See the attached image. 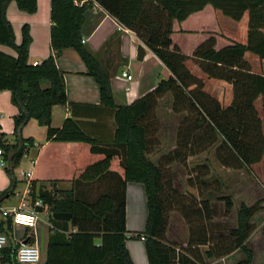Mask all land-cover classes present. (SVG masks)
<instances>
[{
    "label": "trees",
    "instance_id": "16d2710c",
    "mask_svg": "<svg viewBox=\"0 0 264 264\" xmlns=\"http://www.w3.org/2000/svg\"><path fill=\"white\" fill-rule=\"evenodd\" d=\"M10 1L0 0V44L15 51L13 56L0 50V91L10 92V101L17 109L12 117L15 142L6 141V134L0 131V147L7 162L4 169L11 177L10 190L6 193L10 194L17 182L13 169L26 149L33 145L31 137L20 136L22 127L30 119L46 128V140L84 143L91 154L100 156L87 164L67 189H58L54 182H50V189L46 184H40L36 189L35 182L30 183L29 202L33 204L36 199H41L50 224L44 264H134L125 246L129 238L127 182L142 183L145 190V228L133 237L145 236L148 264H208L206 259L221 257L235 249L244 254V259L237 264L249 263L253 251L246 246V241L253 231L250 220L261 208L260 203L250 206L241 203L236 211V226L221 238L223 243L219 244L216 241L218 235L211 230L209 201L197 202L177 193L164 167L173 162L184 163L187 156L196 155L220 138V148L226 153L220 162L227 167H244L258 181L262 180L264 0H50L51 53L34 64L28 61L31 43L28 24L22 25L21 40L18 44L15 42L12 25L5 14ZM13 1L26 13H34L37 9L36 0ZM94 3L132 31L169 72L166 80L129 104L115 103L108 71L83 43L84 12ZM207 5L230 21L243 20L244 42L233 41L216 48L215 38L209 36L187 55L173 44V24L183 22ZM68 47L79 54L87 74L99 86L96 107L112 111L114 129L108 139L90 134L74 117V106L78 103L68 100L64 73L56 65L57 56ZM249 54L254 56L257 68ZM187 60L197 66L202 76L187 66ZM208 80L229 85L231 97L228 103L205 90ZM167 92L173 96V111L186 109L193 121L178 130L174 150L154 163L148 158L155 142L152 137L156 132L153 113L158 98ZM56 105L68 106L71 113L59 127L51 125L52 109ZM198 130L207 133V140L200 142ZM114 160H118L119 173L110 169ZM109 178L115 182L113 193L104 190L105 187L99 188ZM93 189L97 191L95 195L91 193ZM223 200L226 211L230 212V197H223ZM171 210H177L189 226L188 239L181 247L166 239ZM53 212L70 213L71 219L68 222L55 220ZM0 218V231L11 236L10 217L0 215ZM31 240H34L33 234H26L24 241ZM17 247L13 239L8 238L7 245L0 250V261L20 264L15 258ZM202 247H205L204 251Z\"/></svg>",
    "mask_w": 264,
    "mask_h": 264
},
{
    "label": "crops",
    "instance_id": "0c3cea01",
    "mask_svg": "<svg viewBox=\"0 0 264 264\" xmlns=\"http://www.w3.org/2000/svg\"><path fill=\"white\" fill-rule=\"evenodd\" d=\"M36 1L37 9L34 13H26L19 10L13 0L7 4L5 11L6 18L12 25L15 42L17 44L21 40L22 25L25 23L29 25L31 43L29 45L28 61L32 64L42 61L51 53L50 0ZM207 8L212 10V7L207 5L202 10L189 15L183 22H186L191 18H196L195 15L198 14L201 21L202 18H200V15L206 11ZM81 35L83 43L108 71L114 94V101L117 105L129 104L157 85L154 82L155 79L153 81L150 80V83L147 85L141 81L144 74V64H147L149 59L154 58L158 62V65L162 67L159 75L164 77L169 73L158 58L136 37L132 31L123 27L115 18L109 15L107 11L96 3L84 12ZM244 39L245 35L238 41L244 42ZM188 42L189 41H187V43ZM139 44H142L145 50V56L142 61L136 60V50ZM195 47H193L191 51L194 50ZM221 47L223 46H216V48ZM0 50L4 53L15 56V51L6 45L0 44ZM56 65L64 73L65 90L68 100L78 103V105L74 106L75 119L80 120L86 131L90 134L102 139L110 138L114 129L112 111L96 107V105L99 104V86L94 78L87 74L86 66L79 54L71 47L65 48L57 56ZM132 66H136V72H131L130 68ZM123 71L130 73L133 76V81H126L122 76ZM126 85H130L129 92H126L124 89ZM16 113L17 109L10 101V92L8 90L0 91L1 132L6 134L8 127H11L7 124V122L11 119L9 117H13ZM69 116H71V113L68 106L56 105L52 109L51 125L53 127H59L61 126L63 119ZM8 141L10 143L13 142H11L9 138ZM80 148H85L87 150L88 145L79 142H55L46 140V138L45 142L37 149L28 147L17 166H22V161L26 159V171L31 170V177L28 180H21L19 173L14 174L17 182L10 194H7L6 192L10 190L11 180H9L5 169L0 167V208H16L22 197L25 198L26 196L24 193L26 187L28 185L30 187V183L33 181L35 182L36 189L40 184H46L47 189H50V182H54L58 189H61L59 188V185L70 187L72 180L78 177L82 169L87 165L85 164L84 167L80 166V157L82 154L76 151ZM94 156H96V158H92L90 163L100 158L98 155ZM117 161L118 160H114L112 162L110 169L119 173L121 170L118 167ZM69 187H66L65 189ZM104 187V190L110 193H113L116 190L115 182L111 178H109V181L104 184ZM125 194L126 228L129 232V238L125 241V246L129 251L134 264H148L144 243L143 249L140 246H137L136 242L139 241H135L133 234L130 232L132 229H136V226L132 221H129V215L132 212L139 215L140 218L143 216V212L145 210L142 203L143 196H145L143 184L139 182H127ZM134 200H136V204L133 203ZM1 219L2 218H0V220ZM3 221H6V219H3ZM41 222L42 221L39 219L35 226L31 228L20 225H12L11 223V236H8V233L7 236L9 239L11 237L14 243L17 244L20 241H24L26 234L32 233L34 236V242L38 246L39 234L41 233L38 228L40 227L39 224ZM46 226L47 232L44 244L41 249L38 248L39 260L35 264H44L46 260L49 233L48 223ZM262 240V245H264V238ZM246 246L252 251H255L253 246ZM261 249L262 248H259L258 250ZM241 253L243 254L242 251L239 252L235 250L217 260V264H237L244 259V254L242 256ZM0 264L9 263H2L0 261ZM247 264H256L254 257Z\"/></svg>",
    "mask_w": 264,
    "mask_h": 264
},
{
    "label": "rangeland",
    "instance_id": "374dc122",
    "mask_svg": "<svg viewBox=\"0 0 264 264\" xmlns=\"http://www.w3.org/2000/svg\"><path fill=\"white\" fill-rule=\"evenodd\" d=\"M198 15H195L197 19L191 18L192 20L190 19L181 23L174 22L173 24V33L171 35L173 44L177 45L180 50L183 53H187V55H190L193 52V50L191 51L193 47L209 36H213L215 38V46L218 45L220 47L228 45L233 41H238L245 35V23L243 20L240 22L230 21L219 12L214 11L213 9L210 10L209 8L200 15V18H202L201 21ZM244 20L246 21V16L244 17ZM187 41L189 42L187 43ZM248 57L252 60L254 68H257L258 66L253 58L254 56L249 54ZM186 64L192 71L202 76L197 66L193 64L191 60H187ZM144 66V74L141 81L145 85L149 84L150 80L153 81L154 79V82L157 84L162 78L166 80L169 76V73L164 77L159 75L162 67L158 65V62L154 58L149 59ZM130 69L131 72H136V66H132ZM205 90L223 103H228L229 97H231L229 85L222 81H206ZM172 105L173 96L170 92H167L157 100V106L153 113L156 121V132L152 137L155 139V142L148 155V158L154 163L160 162V159L164 155H167L174 150L177 144L178 130L184 129L187 127L188 123L191 124L193 121V116L186 109L179 112L173 111ZM9 118L11 119L9 121L7 120V124L11 127H8L6 135L11 142H15L13 120L12 117ZM45 131L46 128L44 126H40L35 120L30 119L22 127L20 136L23 138L31 137L33 140L31 148L37 149L45 142ZM197 135L200 142H204V140H207L208 138L207 133L203 130H198ZM7 137H5L6 141H8ZM220 145L221 140L220 138H217L215 142L203 147V149L196 155L187 156L184 163L173 162L164 167V169L167 170L172 181V186L177 193L184 196L186 199L193 198L197 202L204 199L209 201V207L212 212L211 230L214 234L218 235L216 236L218 237L216 241L219 244L223 243L221 238H225L230 229L236 226V211L241 203L248 206L257 202L260 203L261 208L250 220L253 224V231L248 237L246 245L253 246L255 250L253 251L255 263L264 264V245H262V239L264 238V174L261 177L262 180L258 181L257 177L244 167L233 168L224 166L219 159L226 156V153L220 148ZM76 151L82 154L80 157L81 167L90 163L92 158H96V156L91 154L88 149L80 148ZM26 164L27 161L25 159L22 161V166H16L13 169V175L26 171ZM7 176L9 180H11V177L8 174ZM66 187L69 186L64 187L59 185V188ZM99 188L102 190L104 185L99 186ZM96 192L97 191L93 189L91 193L92 195H95ZM28 194L29 192H27V195L25 196V201L29 205ZM226 196H229L232 201L230 212H227L225 208L223 197ZM133 203L136 204V200H134ZM142 203L143 207H145L142 218L134 212L129 215V221H132L136 226V229L130 231L131 234L144 231L147 217L146 196H143ZM46 215V212L39 213L40 221L43 222L39 224L40 227L38 228L41 232L38 240L39 249H41L44 244L47 232ZM188 229V224L177 210L169 211L165 232L166 239L169 242L176 243L180 247L184 246L188 239ZM135 241H139L136 242V244L143 249L144 241H141L138 238H135ZM259 248L262 249L258 250ZM204 249L205 247L201 248L202 251H204ZM235 250L241 252L239 249ZM227 254L222 255L221 257L226 256ZM241 255L243 256L242 253ZM221 257L206 259V261L208 264H217V260Z\"/></svg>",
    "mask_w": 264,
    "mask_h": 264
},
{
    "label": "built area",
    "instance_id": "2783aa9c",
    "mask_svg": "<svg viewBox=\"0 0 264 264\" xmlns=\"http://www.w3.org/2000/svg\"><path fill=\"white\" fill-rule=\"evenodd\" d=\"M122 76L126 81H133V76L126 71L122 72ZM125 91L129 92L130 85L125 86ZM7 162L3 158V149L0 147V167L5 168ZM21 180H28L31 177V170L24 171L19 173ZM29 192V185L25 189V195ZM24 195V196H25ZM23 196V195H22ZM42 207V211H36V208ZM28 208V209H27ZM47 211L43 207L41 199H36L33 204L28 205L25 201V198L22 197L19 205L13 209H3L0 208V215L4 217H10L12 225H20L25 227H34L39 218V213H44ZM48 216L46 215V218ZM47 223L50 226L48 219ZM141 241L145 240V236L141 235L138 238ZM8 242V237L4 232H0V250L6 246ZM18 247L16 250L15 258L16 261L20 264H35L39 260V249L34 240L30 242L20 241L17 243Z\"/></svg>",
    "mask_w": 264,
    "mask_h": 264
},
{
    "label": "water",
    "instance_id": "95a60500",
    "mask_svg": "<svg viewBox=\"0 0 264 264\" xmlns=\"http://www.w3.org/2000/svg\"><path fill=\"white\" fill-rule=\"evenodd\" d=\"M145 56V50H144V46L142 44H139L137 46V50H136V60L137 61H142L143 58ZM164 81V78H162L157 85L161 84ZM36 211L41 212L42 211V207H38L36 208ZM52 217L55 220H59V221H70L71 219V214L67 213V212H53L52 213ZM25 242V241H24Z\"/></svg>",
    "mask_w": 264,
    "mask_h": 264
}]
</instances>
